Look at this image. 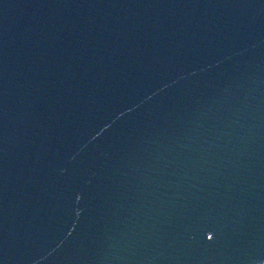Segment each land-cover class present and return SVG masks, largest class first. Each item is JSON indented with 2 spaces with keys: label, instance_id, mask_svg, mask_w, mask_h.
Here are the masks:
<instances>
[{
  "label": "water",
  "instance_id": "95a60500",
  "mask_svg": "<svg viewBox=\"0 0 264 264\" xmlns=\"http://www.w3.org/2000/svg\"><path fill=\"white\" fill-rule=\"evenodd\" d=\"M0 264H264V0H0Z\"/></svg>",
  "mask_w": 264,
  "mask_h": 264
}]
</instances>
